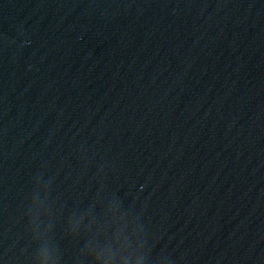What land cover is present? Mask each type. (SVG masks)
<instances>
[{"label":"water","instance_id":"water-1","mask_svg":"<svg viewBox=\"0 0 264 264\" xmlns=\"http://www.w3.org/2000/svg\"><path fill=\"white\" fill-rule=\"evenodd\" d=\"M0 264H264V0H0Z\"/></svg>","mask_w":264,"mask_h":264}]
</instances>
